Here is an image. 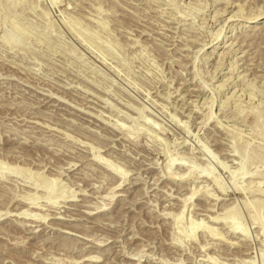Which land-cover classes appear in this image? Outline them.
Instances as JSON below:
<instances>
[{"label":"rangeland","instance_id":"rangeland-1","mask_svg":"<svg viewBox=\"0 0 264 264\" xmlns=\"http://www.w3.org/2000/svg\"><path fill=\"white\" fill-rule=\"evenodd\" d=\"M0 264H264V0H0Z\"/></svg>","mask_w":264,"mask_h":264},{"label":"bare ground","instance_id":"bare-ground-1","mask_svg":"<svg viewBox=\"0 0 264 264\" xmlns=\"http://www.w3.org/2000/svg\"><path fill=\"white\" fill-rule=\"evenodd\" d=\"M263 9V8H262ZM260 10V9H259ZM258 10V11H259ZM260 12H262V11H260ZM260 12L257 14V13H255V14H253L254 16L255 15H259L260 14ZM250 15H252V14H250ZM254 16H252V18L249 20V21H251V22H253V21H255V17ZM230 18V17H229ZM259 36V35H258ZM256 51V50H255ZM232 150V149H231ZM233 152V151H232ZM236 154V153H235ZM119 171V170H118ZM13 172H17L16 170H13ZM116 175H119V173H117V172H114ZM123 175V174H122ZM117 177V176H116ZM121 177V176H120ZM119 177V178H120ZM122 179V178H121ZM49 186V182H47V181H39L38 183H37V185H36V187H40L42 190H47V187ZM25 199H28V200H24V202H26V204L27 203H30V204H32V203H34V200H35V197L34 196H28V197H26ZM226 211V210H225ZM21 213H23V212H21ZM228 215V212L226 211L224 214H223V216H222V218H221V220L220 221H223L224 223H225V225L227 226V228H229L230 230H236V229H238V226H237V224L235 223V221H234V217H230V218H228L229 216H227ZM214 219H216V217H214ZM220 219V218H219ZM217 220H218V218H217ZM241 252V251H240ZM240 254H244V252H241Z\"/></svg>","mask_w":264,"mask_h":264}]
</instances>
